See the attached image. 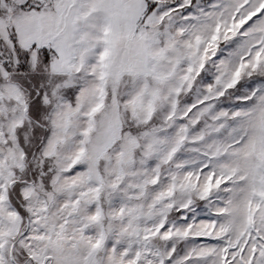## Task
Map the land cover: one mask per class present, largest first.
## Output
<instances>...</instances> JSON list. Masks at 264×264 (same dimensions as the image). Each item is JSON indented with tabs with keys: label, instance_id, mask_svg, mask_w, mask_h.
<instances>
[{
	"label": "snow or ice",
	"instance_id": "snow-or-ice-1",
	"mask_svg": "<svg viewBox=\"0 0 264 264\" xmlns=\"http://www.w3.org/2000/svg\"><path fill=\"white\" fill-rule=\"evenodd\" d=\"M0 264H264V0H0Z\"/></svg>",
	"mask_w": 264,
	"mask_h": 264
}]
</instances>
